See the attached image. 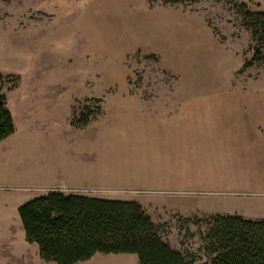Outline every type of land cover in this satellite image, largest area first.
Wrapping results in <instances>:
<instances>
[{
	"label": "rangeland",
	"instance_id": "374dc122",
	"mask_svg": "<svg viewBox=\"0 0 264 264\" xmlns=\"http://www.w3.org/2000/svg\"><path fill=\"white\" fill-rule=\"evenodd\" d=\"M148 13L144 0H0L2 86L19 84L0 142V264H53L17 207L61 177L65 194L136 201L193 264H209L196 220L264 219V70L243 68L258 46L245 12L201 0L211 32L195 39L158 35Z\"/></svg>",
	"mask_w": 264,
	"mask_h": 264
},
{
	"label": "trees",
	"instance_id": "16d2710c",
	"mask_svg": "<svg viewBox=\"0 0 264 264\" xmlns=\"http://www.w3.org/2000/svg\"><path fill=\"white\" fill-rule=\"evenodd\" d=\"M225 1L245 12L252 39L258 42L243 68L259 64L264 70V11ZM2 84L0 74V89ZM13 133V119L0 93V141ZM17 215L25 241L36 246L46 263L77 264L96 253L135 254L138 264H193L197 259L171 248L160 235L161 227L136 201L50 190L19 205ZM199 223L200 251L209 264H264V219L216 214L194 224Z\"/></svg>",
	"mask_w": 264,
	"mask_h": 264
},
{
	"label": "crops",
	"instance_id": "0c3cea01",
	"mask_svg": "<svg viewBox=\"0 0 264 264\" xmlns=\"http://www.w3.org/2000/svg\"><path fill=\"white\" fill-rule=\"evenodd\" d=\"M149 10L148 20L152 26V30L158 35H162L167 39H195L200 36L201 27H205L208 31L211 29L204 21L201 14V0H144ZM217 1V0H212ZM221 1V0H218ZM225 1V0H224ZM238 4H245L248 8H255L256 11L264 10V0H229ZM207 34V33H206ZM37 87L32 85L30 89ZM19 89V84L7 90L1 87L0 93L6 95L9 92ZM33 94V92H31ZM5 140V139H4ZM3 141V140H2ZM0 141V142H2ZM0 157V167H1ZM59 182L49 184L54 189H58L60 185L68 184V177H61ZM56 188V189H55ZM63 190V189H62ZM62 190H60L62 192ZM64 191V190H63ZM193 213H191L192 215ZM180 215V214H179ZM182 216V215H181ZM190 216V215H183ZM135 255V254H134Z\"/></svg>",
	"mask_w": 264,
	"mask_h": 264
},
{
	"label": "built area",
	"instance_id": "2783aa9c",
	"mask_svg": "<svg viewBox=\"0 0 264 264\" xmlns=\"http://www.w3.org/2000/svg\"><path fill=\"white\" fill-rule=\"evenodd\" d=\"M158 192V191H157ZM154 193H156V192H154ZM159 193H167L166 191H164V192H162L161 190H160V192ZM234 194H239V195H247V193H234Z\"/></svg>",
	"mask_w": 264,
	"mask_h": 264
}]
</instances>
